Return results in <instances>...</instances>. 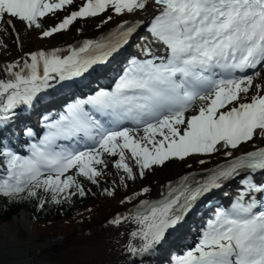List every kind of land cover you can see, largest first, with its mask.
I'll return each instance as SVG.
<instances>
[{
    "label": "snow or ice",
    "instance_id": "6c2138e0",
    "mask_svg": "<svg viewBox=\"0 0 264 264\" xmlns=\"http://www.w3.org/2000/svg\"><path fill=\"white\" fill-rule=\"evenodd\" d=\"M149 9L146 23L124 19L107 36L33 51L0 69L2 131L18 109L34 107L56 86L106 71L141 28L147 33L111 86L67 104L55 119L45 117L39 140L24 130L27 154L0 145V196L39 199L42 191L57 204L83 197L79 178L98 185L105 156L116 158L113 167L127 187L166 162L199 156L205 165L206 157L222 155L225 162L200 179L190 173L169 182L160 199H143L148 187L127 197L122 203L135 199V210L109 223L135 226L123 251L131 264H146L202 201L239 177L230 206H217L195 245L169 264H264V183L255 180L264 173V83L255 82L264 73V0H0V31L16 33L18 21L44 39L77 20L110 13L103 25ZM65 11L44 28L45 18ZM242 145L250 150L234 154Z\"/></svg>",
    "mask_w": 264,
    "mask_h": 264
},
{
    "label": "bare ground",
    "instance_id": "6f19581e",
    "mask_svg": "<svg viewBox=\"0 0 264 264\" xmlns=\"http://www.w3.org/2000/svg\"><path fill=\"white\" fill-rule=\"evenodd\" d=\"M150 12L151 9L146 12L137 13L135 16L120 17L118 20H113L110 22V24L107 23L106 25L101 26L99 31H96L95 28H92V36L89 33L91 28H84L85 33H82L83 36L79 39H76L77 41L75 40V43L71 42L70 44L68 43V45H61L57 48L63 49L69 48L70 46L76 47L78 45L77 43L83 42L84 40H97L102 36V34H104V32H112L113 30L111 28L117 26V24L124 19H128L130 21L142 20L144 23H146ZM145 35H147L146 31L141 28L130 39L129 43L125 45L124 49H122L123 54L118 55L113 61H110L109 65L103 66L106 71L94 72L91 75H86L85 78H81L82 84L77 88V90L80 91L84 97H86L91 95L92 92L98 88H107L111 86L113 84V80L117 77L118 72H120L121 69L126 66L127 60L139 53L140 45L143 43L141 37H144ZM18 36H20V34H18ZM6 65L7 64H4L0 61V69H3ZM0 78H6L2 71H0ZM260 82L264 83L262 81ZM48 92L42 94V100L40 103H38L37 110H51L52 107H55L60 101H62L58 90L50 91L49 93ZM28 109H18L17 113H19L21 110L26 111L27 113L29 111L31 112L32 109ZM34 125L35 122L27 124V126ZM234 154H240V151L237 150ZM221 157L223 156L215 155L217 160ZM224 162L225 159L218 163ZM217 164H215L213 167H215ZM169 168L170 167L167 169ZM171 170L174 171V175L166 178L164 180L166 182L163 181L159 187L157 186V188H154L152 192L148 193L147 196L143 197V199H160V193L166 190L165 186L169 182L175 184L182 176L187 175V172L185 171L184 174L181 169H179V171H175L176 169L173 167ZM200 173H202V176L204 170ZM258 175L263 176V173ZM258 175L255 176V180ZM239 179L240 178L238 177L236 180L229 182L222 189L211 195L210 198H206L202 202H208L215 207L223 206L224 203L230 205V201L235 197ZM129 210V208L126 209V211L120 215L127 214ZM131 210L134 211L135 208L133 207ZM200 212L201 211L197 209L193 214H190L185 225H183L178 231H175L171 238L168 239L167 242L161 246L160 250L154 256L150 257L148 261L154 259V257H159L160 255L162 256L168 246L173 245L177 249L181 248L184 244L185 237L187 236L185 230L186 226L193 222L194 219L191 218L198 216ZM18 224L19 223H12L10 226L2 227V230H0V264H26V261L30 259V262H32L31 264H73L75 262H81L82 264H131L129 258L124 254L123 245L128 239L129 229H134V225L124 224L120 227H116L108 223L91 232H87L84 235H76L72 240H66L67 238H65L60 243L55 242L49 247L47 244L37 245L32 248L30 246V242L26 244L19 242L17 233L19 230H25L26 225L24 223L22 227H19ZM62 260L63 262H61ZM30 262L27 264H30Z\"/></svg>",
    "mask_w": 264,
    "mask_h": 264
},
{
    "label": "rangeland",
    "instance_id": "374dc122",
    "mask_svg": "<svg viewBox=\"0 0 264 264\" xmlns=\"http://www.w3.org/2000/svg\"><path fill=\"white\" fill-rule=\"evenodd\" d=\"M77 2L79 3L80 0H77ZM74 8H75V5L71 6V8L69 10H72ZM66 14H67V11L65 13H62L59 17H56V19L48 18V17L45 18L42 21L44 28L47 29V28L52 27L55 24L59 23L60 19H62ZM109 14L110 13H105L102 16H98L95 18H89L87 20H77L76 22H74L72 24V26L70 28L71 29L69 31L70 37L68 36L66 38L62 37L60 33H57V34H54L50 38L42 39L40 37V30H38V29L29 30L24 25H22L20 22L17 21V22H15V27L17 30L16 33H13L10 29L7 31H0V61L4 64H9V63H12V62L17 61V60H22V58L27 57L26 56L27 53H30L33 51H40V50L51 51V49H56L57 47H60L61 45L62 46L68 45V43L70 44L71 42L75 43L77 41L76 39H79L80 37L83 36L82 33H85L84 28H88V29L91 28L89 33L92 36L93 35L92 28H95L96 31H99L101 26L106 25V24L101 25L100 22L102 20H104ZM119 18L120 17L113 16V20H115V21L118 20ZM108 24H110V22ZM98 25H100V26H98ZM0 27H3V26L0 25ZM78 29H79V31H78ZM18 34H20V36H18L20 42L17 41V35ZM18 45H19V47H18ZM263 78H264V73H262L260 79L257 78V80L255 82L256 83H261L260 81L264 82ZM140 134L142 135V133H140ZM247 148L249 149V146L244 145V146H241V148L238 150L240 152L242 150L246 151V150H248ZM192 157H194L197 160H194L193 162H191V161H178V160L169 161V162H166L164 166L154 167L153 170L145 172V176L143 179H140L139 177H137V179L134 180V183H135V190L134 191L135 192H133V193L139 192L144 187H148L150 189V192H152V190L154 188H157V186L159 187L160 184L163 183V181L166 178L174 175V171L171 170L173 167L176 169L175 171H179V169H181V171L183 173L185 171L187 172V174L196 173L197 178H201L202 173H200V172H202L204 169L212 168L215 164H217L218 162L225 159L224 157H221L220 159L217 160L215 158V155H214L210 158L206 157L205 159H208L209 162L205 165H201L198 162L199 156H192ZM104 158L106 161H108L106 156ZM110 162H112V161L111 160L108 161V167L109 166L111 167ZM129 162L133 164V167L135 170L134 162H132L131 160H129ZM188 165H191V167H189ZM168 167H170L169 168L170 170L167 169ZM108 169H111V168H108ZM164 182H166V181H164ZM105 187L107 188V186H105ZM126 195L127 194L121 192V193H119V197H117V198H115L116 196L112 197L110 203L108 204L110 212L105 216V218L101 222L96 223V224H94L91 227L86 228V229L77 228L74 231H68L65 229V227L63 228V226H57L55 228V230L52 232V234L50 236H47L48 234H50L48 232L49 230L43 231V232L37 231V229L34 227V225L31 224V220H30L29 216L23 212H20V214H17V216L15 218H13L8 224H1L0 230H2V227H4V226L5 227L10 226L12 223H19L18 224L19 227H22L23 224L25 223L26 229L25 230H19V232L17 233V238L19 239V242L24 243V244L30 242V246L32 248L34 246H37V245H47V244L49 247L50 245H53L55 242L60 243L65 238H67L66 240H72L75 238L76 235H79V236L84 235L87 232H91V231H93L99 227H102L103 225L108 224L114 215L119 214V213L122 214L126 211V209L133 208L135 203L137 202L135 199L133 201L134 205L128 204V203H122V201L126 200V198H125ZM117 200H119V201H117ZM185 230H188V226H186ZM185 239H187V237ZM190 242H192V241H190ZM191 246H194V245H190V247ZM165 258H167L166 254H165ZM149 259L150 258H148V260ZM30 261H31V259L26 261V264ZM61 262H63V260ZM31 263L32 262H30V264ZM73 264H82V263L81 262H79V263L75 262ZM168 264H169V261H168Z\"/></svg>",
    "mask_w": 264,
    "mask_h": 264
},
{
    "label": "trees",
    "instance_id": "16d2710c",
    "mask_svg": "<svg viewBox=\"0 0 264 264\" xmlns=\"http://www.w3.org/2000/svg\"><path fill=\"white\" fill-rule=\"evenodd\" d=\"M65 12H58L55 16H49L48 18L56 19V17H59ZM112 21L113 19L110 22ZM70 28L67 31L60 32L61 36L64 38L68 37L69 31L71 30ZM63 109L64 108L60 107L59 110H50V112L58 114V112ZM46 116L48 115L44 114L41 118L43 119ZM30 118L36 122L37 115H30ZM25 123L28 124V121L25 120ZM41 126L42 125L39 124V127ZM22 128V125H18L13 122L7 128L0 131V145L9 146L12 149L15 145L21 151H25L23 144L18 143L13 137V135L16 137L23 136L20 134ZM7 139L11 140L12 143H8ZM106 158L108 161H112L110 162L111 167L109 166L107 169H103L104 175L98 178V185H94L82 177L79 178L80 183L83 185L87 193L83 197L75 195L71 197L70 201H62L57 204L51 200L49 193L42 191L40 192L39 199L20 197L9 198L0 196V225L8 224L17 216V214L23 212L29 216L31 224L34 225L37 231L43 232L49 230L48 232L50 234L47 236H50L57 226H63V228L65 227L68 231H74L77 228L86 229L101 222L110 212L108 204L110 203L112 197H119V193L121 192L127 194L125 198L135 197V193H133L135 192L134 181H127V187L121 184L120 176L122 175V172L117 171V169L113 167L116 158L110 156H106ZM199 159L201 158L199 157ZM194 160L197 159L191 156L186 158L184 161L193 162ZM0 175H2V172H0ZM114 181L115 184L113 183ZM105 186H107V188ZM113 188H115V194L113 196L105 194L106 189L112 191ZM40 199L46 201L43 208L39 207ZM169 255H172L171 251H169ZM154 263L158 264L157 261Z\"/></svg>",
    "mask_w": 264,
    "mask_h": 264
}]
</instances>
